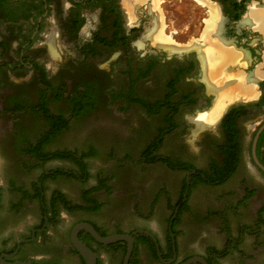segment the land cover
Returning <instances> with one entry per match:
<instances>
[{"label":"flooded vegetation","instance_id":"flooded-vegetation-1","mask_svg":"<svg viewBox=\"0 0 264 264\" xmlns=\"http://www.w3.org/2000/svg\"><path fill=\"white\" fill-rule=\"evenodd\" d=\"M131 1L132 15L125 0H0V255L7 260L85 264L71 240L81 222L101 236L141 230L132 235L127 264H180L193 256L221 264L233 252V237L223 250H181L197 247L204 223L216 222L218 212L202 211L193 199L201 188L238 175L244 181L234 191L249 203L257 186L244 182L264 180V0ZM155 22L165 45L150 38ZM210 46L215 59L220 50L232 53L233 61H221L226 80L252 86L213 120L205 115L217 100L205 69ZM104 113L131 120L102 119L84 140L76 123ZM122 127L138 137L133 142H146L130 162L119 160L112 177L101 173L91 182L90 158L115 147ZM186 131L198 147L191 157L203 167L183 148L176 152ZM61 137L79 140L81 151L51 149ZM166 143L175 154L161 151ZM162 175L173 190L159 183ZM155 191L162 194L161 235L140 223L157 210ZM240 228L262 236L258 225ZM77 239L95 264H124L125 240L104 244L84 229Z\"/></svg>","mask_w":264,"mask_h":264},{"label":"rangeland","instance_id":"rangeland-1","mask_svg":"<svg viewBox=\"0 0 264 264\" xmlns=\"http://www.w3.org/2000/svg\"><path fill=\"white\" fill-rule=\"evenodd\" d=\"M165 5V4H164ZM165 8V6H164ZM47 63L52 62L47 60ZM25 72V70H24ZM235 82V80H231ZM215 104V103H214ZM228 104V103H227ZM112 107H114V102H112ZM213 108V107H212ZM211 108V109H212ZM211 109L206 113L208 114ZM102 119H106V122H117V121H124L128 124L131 120L130 117L123 116L118 117L116 114H99L96 117L91 116L90 118H82L76 123V131H81L84 134L87 133V130L97 131V127L88 129V126H95L97 123L102 122ZM201 117L199 121L201 122ZM120 123V122H119ZM121 124V123H120ZM119 134H117L116 141L117 145L112 147L110 144L107 147H104V152L99 154H93V157L89 160V179L91 182H95L97 177L101 175V173L106 174L107 176L112 177L114 173V167L119 163V160H128L127 157H136L138 152L141 150L142 146L144 145L145 138L141 139V142H133L137 139L132 137V133L129 127H122V130H118ZM185 134V145L184 147H180L178 150L182 149L181 152L185 156L189 157L188 159L195 163L198 167L204 166V161L201 158L191 157L194 156L193 152L197 150L196 139L194 140L191 133L186 131ZM191 136V137H190ZM89 137H93L92 135H88V133L83 137V139H87ZM132 137V138H131ZM95 138V137H94ZM78 139V138H77ZM83 142V141H82ZM133 142V143H131ZM82 143L80 141H75V139H68V137L64 138L61 137L57 140L56 144L52 145L50 148L55 149L56 147L62 146H71L79 151H81ZM161 151L163 153L168 154H175L176 152L172 150L166 143L162 148ZM186 157V158H187ZM191 158V159H190ZM247 160V159H246ZM130 162L129 160L127 163ZM56 162H49L47 166L55 165ZM130 165V164H129ZM131 166V165H130ZM154 172L157 170L156 167L152 168ZM164 177L162 182L164 184L165 189H171L173 185L170 186V181L166 175H162ZM155 180L159 179L158 176H152ZM238 178L236 175L233 179H231L228 183L218 185L216 187H205L201 188L195 195L194 201L197 205H202L203 210H215L218 212L216 222L215 220L212 222L206 221L202 228L204 232V236L200 238L199 244L197 247L188 246L181 250L182 253H187L193 250H200L202 249L203 245H212V247L217 248L218 250H223L225 248V243L229 240L230 237L237 239L236 245L234 246L233 252L223 258L221 260V264H263L264 263V180L259 181L256 180L254 183V179H248L249 182L245 181L244 183L246 186H253L256 184V193L254 194V198L249 200L248 202H242L241 196L236 194L235 187L240 188L243 184L242 178ZM2 181V180H1ZM3 182V181H2ZM6 183H3V187L6 190ZM68 193L72 195L75 194V189L69 183H63L62 186ZM255 190V189H254ZM5 200V198L3 199ZM261 201L257 206V202ZM4 202V201H3ZM254 202V205L252 204ZM153 205H157L156 212L151 213L150 211L147 212V218L144 221H140L145 225H152L153 230L158 232L161 235L159 227L162 225L164 220V213L162 208L160 207L162 203V194L161 193H154L152 197ZM247 205H249V211L247 212ZM161 211H160V210ZM233 209V210H232ZM235 209V210H234ZM208 219V218H207ZM241 224L245 226H255L258 225L259 229H261V233L259 235H251L248 232H245L244 229H241ZM260 231V230H259ZM258 231V233H259ZM1 235L0 237H2ZM1 240V239H0ZM192 245V243H191Z\"/></svg>","mask_w":264,"mask_h":264},{"label":"bare ground","instance_id":"bare-ground-1","mask_svg":"<svg viewBox=\"0 0 264 264\" xmlns=\"http://www.w3.org/2000/svg\"><path fill=\"white\" fill-rule=\"evenodd\" d=\"M132 6H133V3L131 0H125V7L127 8L130 15H132ZM250 12L251 13L254 12L251 15V19L256 24H258L259 26L260 25L263 26V23L261 24L259 21V18L257 17L258 13H256L255 10H250ZM258 12L261 13L262 15H264V11L263 12L258 11ZM155 26L156 27H155L154 31H152L154 33L151 32V34H150L151 40L153 41V43H155L157 45H165L167 41L162 36V34L156 30L157 29V23L156 22H155ZM263 31H264V26H263ZM211 49H212L211 46L209 48L207 47V49H206L208 64H206L207 66L205 65L206 66L205 69L207 71V77L209 79H213V80H207V82L209 84V87L217 93V100L215 101V104H214L213 108L211 109V111L208 114H205V115H207L209 120H213V118H215L217 115L219 116L220 111L223 109L224 106H226L225 104L228 102V100L236 99L239 93H241L243 95V94H250V92H252L251 91V88H252L251 85H250V87L247 86L246 88L242 89V87H240L242 85L239 84V82L237 83V80H235V82H233L231 80H226L230 76L225 75L222 72H220V69L223 66V64H225L229 60H232V56H231L232 53L230 51H227V50L225 52L220 50V52L218 53L217 59H215L214 55L211 53ZM211 56L213 57V60L211 59ZM221 61H223V64L221 63ZM228 83H230V84L228 85ZM201 119L204 122H207L206 119L203 117V115L201 116Z\"/></svg>","mask_w":264,"mask_h":264},{"label":"water","instance_id":"water-1","mask_svg":"<svg viewBox=\"0 0 264 264\" xmlns=\"http://www.w3.org/2000/svg\"><path fill=\"white\" fill-rule=\"evenodd\" d=\"M80 229H84L88 231L95 240L101 243H104V244L111 243L117 240H125L126 242H128V249L126 252L125 259H124V264H127V260H128V257L132 249V235L135 234L136 232H142L141 230H137L132 233H116V234H111L107 236H101L97 233V231L93 228L91 224L86 223V222L78 223L77 225L74 226V228L71 231V240L73 242V245L77 249V251L80 253L82 258L84 259L85 264H95L96 256L89 247H87L84 243H82L81 241L77 239V232ZM145 233L148 234V232H145ZM8 256L9 255L7 254L0 255V264H34L26 260H7L5 257H8ZM196 261H199L202 264H206V261L201 256H193L183 261L180 264H190Z\"/></svg>","mask_w":264,"mask_h":264}]
</instances>
